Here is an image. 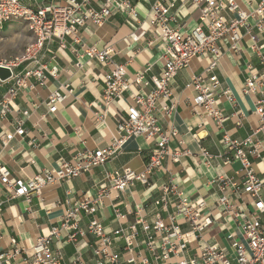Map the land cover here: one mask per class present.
Masks as SVG:
<instances>
[{"label":"crops","instance_id":"crops-1","mask_svg":"<svg viewBox=\"0 0 264 264\" xmlns=\"http://www.w3.org/2000/svg\"><path fill=\"white\" fill-rule=\"evenodd\" d=\"M70 1L20 0L23 6L31 10H38L46 5L64 7ZM89 1L99 9L106 0ZM155 1L132 0L138 12L137 19L113 9L112 16L103 26L98 27L89 22L78 30V36L83 43L96 45L100 50L113 48L114 63L126 66L129 78L134 79L136 74L148 70L146 79L150 81L151 78L158 77L164 69L162 56L165 43L159 32L150 25L149 15ZM260 1L235 0L247 13L253 12ZM163 3L178 14L179 25L186 34L199 25V12L191 1L163 0ZM133 32L145 34L139 41L134 42L130 38ZM241 33L244 37L238 52L230 50L227 39L221 42L220 47L224 54L215 72L222 84L229 88L236 98V110L243 114L241 126H237L238 118L232 117L234 110L225 100L217 104V108L224 110L226 116L223 128H219L202 108L195 105L196 92L191 85L192 78L205 72L212 57L204 55L195 58L189 68L178 72L172 86L175 113L171 118H164L161 111L158 113L164 129L174 127L179 132L178 138L171 141L170 147L175 148L181 142L193 155L181 159L178 163L170 159L165 160L162 168L150 176V187L136 183L124 193L111 191L94 215L81 212L79 228L85 235H78L75 242H70L66 238V232L62 231L54 241L63 248V264H97L90 247L96 243V239L87 234L88 226L93 220L100 222L108 234L120 228L128 229L134 224L137 207L142 209L141 216L150 226H153L158 218L167 220L169 214L175 211V197L165 196L162 188L171 185L176 186L178 191L193 203L204 201L206 207L201 212V221L208 218L212 220L211 225L201 234L192 233L188 224L183 220L179 221L182 232L189 234L184 260L198 261L202 250L210 246L222 251L232 264H235L232 243L242 242L243 239L233 214L223 213L218 206L220 191L214 182L220 178L241 182L243 173L240 162L226 164L230 157L223 155V137L227 133L232 139L243 141L253 135L259 126L255 103L261 95L244 96L242 89L249 74L260 78L264 88V67L253 48L264 45V35L257 34L256 29L251 36L246 35L245 29H241ZM253 36H256L254 40ZM32 40L33 35L25 23L12 21L0 24V59L16 58ZM77 48L79 46L74 44L71 37H65L62 42L54 40L47 44L40 56L41 65L47 68L45 86L39 85L36 78H30L29 84L32 88L19 92L10 103V112L7 115H1L0 106V138L5 134L15 133L20 120H23L26 132L24 137L16 136L7 148H3L0 139V163L10 170L12 178L30 179L37 174L51 172L62 161L72 162L83 150L106 148L116 133L115 116L126 114L132 103V95L149 94L152 91V84L147 87L133 86L130 92L113 103L106 125L96 123L93 105L100 102L104 76L113 66L88 63L79 70L76 68L77 57L74 53ZM26 66L23 64L15 68L13 76L24 73ZM51 73H55L56 77ZM13 83V78L5 82L0 81V103L7 97ZM63 84L70 85L73 95L59 107L57 113L50 114L48 97L52 92L60 90ZM258 138L264 142L263 136L259 135ZM154 147V142H149L143 137L134 138L117 158L105 166L95 168L90 173L68 182L49 185L42 190L41 195L34 196L29 203L23 198L10 200L0 182V252H5L10 247V240L16 238L21 247L31 253L38 238L47 235L52 227L62 223L68 207L67 202L74 203L85 197H96L103 185L109 186L108 174L123 172L126 169L143 171ZM203 149L213 158L208 160L204 157ZM249 158L257 176L264 183V143L259 156ZM262 196L264 200V189ZM230 203L235 206L236 211H253V201L248 195L230 194ZM115 209L126 216L125 220H116ZM137 229L139 236L135 250L130 255L137 256L140 253L142 257L151 260L144 247L147 236L143 233L142 225H138ZM151 234L153 235V232ZM114 251L120 254L124 264H127L130 255L125 251L123 240L114 246ZM178 261L179 259L171 258L164 264H177Z\"/></svg>","mask_w":264,"mask_h":264},{"label":"built area","instance_id":"built-area-1","mask_svg":"<svg viewBox=\"0 0 264 264\" xmlns=\"http://www.w3.org/2000/svg\"><path fill=\"white\" fill-rule=\"evenodd\" d=\"M189 1L197 8L200 22L187 34L179 25L178 14L166 6L163 0H156L152 5L149 15L150 25L159 32L160 38L165 43V50L162 56L163 71L158 77H153L148 81L146 79L148 70L136 74L135 78L131 79L128 77L126 66L114 63L113 48L100 50L96 45L89 46L83 43L78 36V30L89 22L98 27L103 26L112 16L113 9L132 19H137L138 12L132 0H106L99 9L95 8L89 0L83 2L71 0L64 7L46 5L38 10L23 6L20 0H0V24L20 21L26 24L33 35V40L25 47L22 54L12 60L0 59V67L10 69L14 79L7 97L0 103L2 116L10 112V103L20 91L32 88L29 84L30 78H36L39 85L45 86L47 68L40 63L41 52L47 44L54 40L62 42L65 37H71L74 44L79 46L74 49L77 69H83L88 63L113 66V69L104 76V88L100 102L93 105L96 123L105 126L113 103L130 92L133 86L153 85L149 94L132 95V103L126 114L115 116L116 133L106 148L83 150L72 162L62 161L51 172H43L30 179L12 178L10 170L0 163V182L10 200L23 198L29 203L34 196L41 195L42 190L49 185L68 182L90 173L95 168L103 167L117 158L128 142L134 138L143 137L155 144L143 171L136 172L126 169L123 172L108 174L109 186L103 185L96 197H85L74 203L67 202L68 207L62 223L52 227L47 235L38 238L31 253L26 252L16 238H12L10 247L5 252H0V264H63V248L54 241L59 238L62 231L66 232V238L70 242H75L78 235H85L79 228L81 212L90 216L94 215L97 208L103 204V199L108 197L111 191L124 193L136 183L150 187V176L162 168L165 160L170 159L178 163L181 159L193 155L183 147L181 142L175 148L170 147L171 141L178 138L179 132L174 127L164 129L162 118L158 113L161 111L164 118H171L175 113L176 105L172 102V86L178 72L189 68L195 58L204 55L212 57L205 72L192 78L191 85L196 92L195 105L202 108L219 128H223L226 116L224 110L217 108V104L225 100L234 110L232 117L238 118L237 126H241L243 114L240 110H236L238 108L236 98L215 73L224 54L220 44L227 39L230 43V50L238 52L240 42L244 37L241 29H245L246 35L249 36L252 35L254 29L257 34L264 35V0H261L258 7L251 13L243 11L235 0ZM144 34L145 32H133L130 38L137 42ZM255 37H252L253 40ZM253 48L264 67V45ZM23 64L27 65L24 73L13 76V70ZM51 75L56 77L55 73ZM242 92L244 96L261 95L255 103V114L259 118V126L252 136L243 141L234 140L225 133L223 155L230 157L226 164L233 161L240 162L243 175L240 183L229 178H220L214 184L220 191L218 206L223 213L233 214L243 239L242 242L232 243L234 263L264 264V200L262 196L264 183L257 176L249 158L259 156L260 148L264 143L258 138L259 135L264 137V88L261 79L249 74ZM71 95H73V89L69 84H63L60 90L52 92L47 100L49 113H57L59 107ZM17 125L15 133L1 136L3 148H7L16 136H25L23 120H20ZM202 151V155L208 160L213 158L205 149ZM162 192L165 196L175 197V211L169 214L167 220L158 218L153 226H150L141 216L142 209L137 207L136 221L128 229L120 228L108 234L100 222L93 220L89 224L87 234L96 239V243L90 247L97 264H124L121 255L114 251V246L123 240L125 251L130 255L135 250L139 236L138 225H142L143 233L147 236L144 247L149 252L151 260L142 257L139 253L137 256L130 255L127 264H164L171 258L179 259L177 264H232V261L222 251L210 246L202 250L198 261L184 260L183 255L188 247L189 234L182 232L179 221L183 220L188 224L192 233L201 234L211 225L212 220L208 218L201 221V212L206 207L204 201L196 203L189 201L174 185L162 188ZM230 194L248 195L253 201V211H236L235 206L230 203ZM1 211L2 203H0ZM114 214L118 221L126 218L118 209L114 210Z\"/></svg>","mask_w":264,"mask_h":264},{"label":"water","instance_id":"water-1","mask_svg":"<svg viewBox=\"0 0 264 264\" xmlns=\"http://www.w3.org/2000/svg\"><path fill=\"white\" fill-rule=\"evenodd\" d=\"M12 78L10 69L0 67V81L5 82Z\"/></svg>","mask_w":264,"mask_h":264},{"label":"rangeland","instance_id":"rangeland-1","mask_svg":"<svg viewBox=\"0 0 264 264\" xmlns=\"http://www.w3.org/2000/svg\"><path fill=\"white\" fill-rule=\"evenodd\" d=\"M242 167V166H241Z\"/></svg>","mask_w":264,"mask_h":264}]
</instances>
